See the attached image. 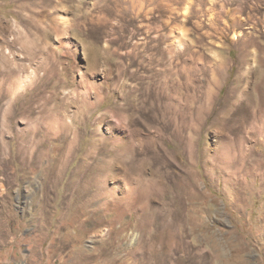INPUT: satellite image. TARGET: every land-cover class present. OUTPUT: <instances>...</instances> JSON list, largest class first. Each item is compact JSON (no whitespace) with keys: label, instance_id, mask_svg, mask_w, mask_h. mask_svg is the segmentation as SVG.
I'll use <instances>...</instances> for the list:
<instances>
[{"label":"rangeland","instance_id":"rangeland-1","mask_svg":"<svg viewBox=\"0 0 264 264\" xmlns=\"http://www.w3.org/2000/svg\"><path fill=\"white\" fill-rule=\"evenodd\" d=\"M0 264H264V0H0Z\"/></svg>","mask_w":264,"mask_h":264},{"label":"bare ground","instance_id":"bare-ground-1","mask_svg":"<svg viewBox=\"0 0 264 264\" xmlns=\"http://www.w3.org/2000/svg\"><path fill=\"white\" fill-rule=\"evenodd\" d=\"M57 42L61 46L65 45V41L62 38H58ZM157 169H159V168L157 167ZM149 171L151 173V177H150V179H147L148 182H146L147 180H144V182H146L145 184L142 183V176L140 174L142 172L137 173V177L138 178L137 177L136 178H137V181H138L137 182L138 185H137V188L136 187L133 188L134 193L137 192V191L142 190L144 187H147L148 191L150 190V192H151L150 194H155L156 195L157 193H159V196H157V197L159 198L160 203H161L163 208H165V207L169 208V205H172V203L174 201H176L177 198H181V194L186 193L187 189L184 188L185 184L182 183L183 178H184L182 174L177 176V175H175V173L173 174L171 172L173 174V176H174V179H169L168 180L167 178H165V176H162V174H160L159 170H156L155 167L149 168ZM180 180H181V182H180ZM194 189H196L195 185L193 186V190ZM86 190H87V188H86ZM86 194L88 195L89 192L86 193ZM86 194L83 197L84 199H85ZM83 203H84V201H83ZM174 203H176V202H174Z\"/></svg>","mask_w":264,"mask_h":264}]
</instances>
